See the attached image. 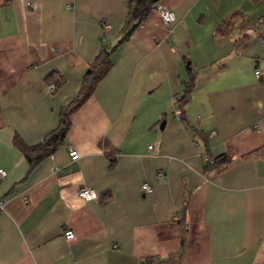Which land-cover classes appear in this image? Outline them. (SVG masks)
Listing matches in <instances>:
<instances>
[{
  "label": "crops",
  "instance_id": "crops-1",
  "mask_svg": "<svg viewBox=\"0 0 264 264\" xmlns=\"http://www.w3.org/2000/svg\"><path fill=\"white\" fill-rule=\"evenodd\" d=\"M127 11V0H0V264H141L182 239V255L158 264H264V157H245L264 151V22L236 25L264 18V0H158L57 149L31 166L19 146L57 127ZM234 11L236 26L216 36ZM83 185L100 199H80Z\"/></svg>",
  "mask_w": 264,
  "mask_h": 264
},
{
  "label": "trees",
  "instance_id": "trees-1",
  "mask_svg": "<svg viewBox=\"0 0 264 264\" xmlns=\"http://www.w3.org/2000/svg\"><path fill=\"white\" fill-rule=\"evenodd\" d=\"M258 1V0H255ZM158 0H127V16L125 20V24L122 29V35L113 46L103 45L95 57V59L89 64L85 74L83 75V79L81 82L80 89L77 95L67 104L65 105L59 113L58 125L52 130L41 143L37 145H19L23 150L27 160L30 165H35L45 157L51 155L57 147L63 142L67 131L70 128V115L74 112L78 107H80L87 98L92 94L97 82L105 75V73L109 70L111 65V55L115 51V49L125 42L133 31L139 26V24L148 16L151 9L156 6ZM241 16L239 11L232 12L229 16H227L215 29L214 33L216 36L227 35L236 25L240 29L245 28H253L257 29L261 23L264 22V18H260L255 23H249L245 18L238 24L235 25L234 20L236 17ZM249 35L244 33L239 39H237V43L239 46L245 45V43L249 40ZM56 88H58L62 84L61 79H56L55 81ZM185 89L183 94L178 97L177 102H184L193 87V75H190V81L186 82ZM17 140V139H15ZM251 156H261L264 157V151L262 149H257L251 151L246 154L245 157ZM113 158L111 162L113 163ZM215 163L220 169H223L228 165L229 159L225 154L220 155L219 157L214 158ZM100 199V197H99ZM189 207V195L186 194L183 200V215L186 213ZM184 249V240H181V245L179 250L176 253L167 255L165 257H152L143 260L141 264H158L164 260L168 259H177L179 258Z\"/></svg>",
  "mask_w": 264,
  "mask_h": 264
},
{
  "label": "built area",
  "instance_id": "built-area-1",
  "mask_svg": "<svg viewBox=\"0 0 264 264\" xmlns=\"http://www.w3.org/2000/svg\"><path fill=\"white\" fill-rule=\"evenodd\" d=\"M159 11H160L161 17L165 23L168 24L174 20L175 16L171 10H168L166 8H159ZM105 27L109 28V24L105 25ZM255 75L257 77L260 75L258 70H255ZM55 88H56L55 82H49L47 84V90L48 91H54ZM177 115L181 116V114H177ZM148 148L150 149L151 145H149ZM67 153H68V157L71 161H76L79 158V153L73 146L68 147ZM5 174H6V171L4 169L0 168V179L3 178L5 176ZM155 176H156V179H161L163 177V174H162V172H158V173H156ZM141 190L144 193H149L152 191V187L148 182H144L141 186ZM77 196L80 199H82L83 201H97V200H99V195L97 194V192L94 189H92L88 186H85V185L81 186L78 189ZM24 199H26V198H24ZM4 202H5L4 198L0 199V211L3 210ZM64 235H65V238H67V239H71L74 237V233L71 230L66 231Z\"/></svg>",
  "mask_w": 264,
  "mask_h": 264
}]
</instances>
